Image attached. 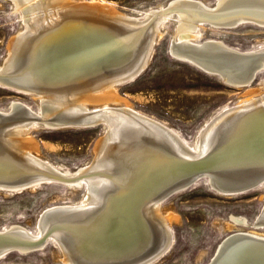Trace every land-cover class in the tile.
Returning a JSON list of instances; mask_svg holds the SVG:
<instances>
[{
	"label": "bare ground",
	"instance_id": "1",
	"mask_svg": "<svg viewBox=\"0 0 264 264\" xmlns=\"http://www.w3.org/2000/svg\"><path fill=\"white\" fill-rule=\"evenodd\" d=\"M10 1L14 12L20 16L21 27L11 38L7 57L0 64V86L34 96L39 108L35 115L18 124L0 125L3 133L0 134V173H11L6 167V160L15 161V164L9 162L15 174L25 173L21 170L28 166L29 171L47 168L43 170L66 181L55 183L64 184L72 190H84L77 203L56 204L42 210L36 219L35 232L14 223L0 230L14 231L9 236L13 242L23 245L18 249L22 255L31 251L25 245L32 241L36 242V252L53 244L63 264H115L107 257L112 255L111 249L133 242L138 232L134 229L142 220L145 232L139 229L143 234L137 238L141 254L130 255L120 264H154L175 243L171 228L179 218L165 210V199L156 197L176 179L169 178L152 190L141 188L138 192L130 169L146 173L149 182L153 177L151 173H156L166 163L171 168L169 166H179L185 160L211 158L217 151L222 152L223 147H232L233 153L222 156L218 161L245 155L248 159L243 161L252 165L255 173L263 168V165L257 164L264 163V159H257L264 154V78H259L261 81L257 89L252 88L253 84L241 87L239 80L242 78L243 83L248 84L254 73L264 71V44L258 49L240 51L221 40H203L201 36L204 27L234 30L243 25H253L264 29V7L237 5L236 2L244 0H216L213 4L203 0H171L133 16L103 2ZM258 2L264 6L262 1ZM198 7L204 8L206 13L202 14ZM244 8L250 12L242 11ZM68 18L78 25L72 39L86 51L92 49L89 42L92 41L91 36H97L100 40L97 54L91 53L86 56L88 58L69 62L65 66L61 64L60 67L52 52L49 63L43 66L41 59L37 62L39 53L59 40L56 32ZM170 20L176 23V33L168 48L174 58L218 78L226 86L245 89L242 98L233 106L213 112L203 122L192 142L186 141L166 123L136 110L117 91V88L127 84L128 76L134 74L130 68L138 63L150 64L154 48L166 34L165 24ZM95 25L106 26L107 29L96 31ZM101 46L105 53L102 56L109 55L101 64L102 68L96 66L92 58L93 55L97 58L101 56ZM68 53L64 52L63 57L70 55ZM234 55L241 56L247 63H238ZM235 65L239 66L233 68ZM226 74L239 80L229 81ZM32 91L39 93L32 94ZM16 105L35 111L28 104L13 100L2 112H12ZM99 123H102L105 132L96 143L94 157L76 170L46 161L39 154L38 143L30 136L34 129L39 128L52 131L90 129ZM174 156L177 161L173 160ZM211 175H208V181L213 185ZM41 180H33L27 184L33 186L25 190L0 187V193L16 194L46 185ZM48 183L54 182L48 180ZM215 192L222 197H235L224 191ZM132 208H137L133 216L130 215ZM57 209L63 211H55ZM263 210L264 206L261 212ZM46 212H52V215L42 221ZM260 214L251 224L246 217L231 215L225 222L230 233L217 244L206 264H264V243L247 246L246 242L238 243L244 238L252 239L249 244L264 242V216ZM246 227L259 230L244 229ZM103 232H109L110 236L103 242L95 241L96 235ZM243 257L247 259L244 263L241 262Z\"/></svg>",
	"mask_w": 264,
	"mask_h": 264
},
{
	"label": "rangeland",
	"instance_id": "2",
	"mask_svg": "<svg viewBox=\"0 0 264 264\" xmlns=\"http://www.w3.org/2000/svg\"><path fill=\"white\" fill-rule=\"evenodd\" d=\"M93 1L109 4L124 14L135 16L171 0H79ZM203 1L208 4L216 2ZM12 4L9 0H0V64L7 57L11 38L21 27L20 16L14 12ZM175 25L174 20L165 24L166 34L156 44L147 70L135 81L117 88V91L136 110L166 123L186 141L192 142L203 122L213 112L233 106L242 98L245 89L227 87L218 78L174 58L168 48L176 33ZM217 30L204 27L201 39L221 40L240 51L258 49L264 44V29L253 25ZM259 78L263 79L264 74L256 79L252 88L260 86ZM33 97L0 86V111H5L13 100H18L37 112L38 100ZM104 132L103 125L55 131L39 128L34 129L30 136L38 143L39 154L46 161L76 170L92 160L96 143ZM32 189L16 194L0 193V230L14 223L35 232L36 219L42 210L56 204L78 202L84 191L72 190L59 183L42 184ZM263 195L264 185L244 195L222 197L204 181L174 195L165 201L164 208L179 218L171 228L175 243L154 264L208 263L217 244L230 233L226 230V220L235 215L246 217L250 224L253 223L264 206ZM0 264L63 263L59 251L50 244L32 254H10L0 260Z\"/></svg>",
	"mask_w": 264,
	"mask_h": 264
},
{
	"label": "water",
	"instance_id": "3",
	"mask_svg": "<svg viewBox=\"0 0 264 264\" xmlns=\"http://www.w3.org/2000/svg\"><path fill=\"white\" fill-rule=\"evenodd\" d=\"M258 1L259 0H244L242 2H236V3H238L237 5L239 4L245 5L244 7H246V5H250L251 8H257V6L264 7L262 6L263 4H259L261 2H258ZM260 1L264 3V0H260ZM198 8L202 14L206 13V10H204V8L202 7H198ZM242 11L246 13L250 12L247 8L242 9ZM65 20H64L65 23H63L62 26L58 29V32H56V34H58L59 40L57 39L58 41L55 42V44L51 46V48L45 50V52H42V53L40 52L39 53V55L41 54L40 56L38 55L37 62H40V59H41L43 66L44 65L47 66V63H49V59L52 55V52H53V58L55 62L57 61L56 63L60 67H62L61 64L65 66L72 62H77V60H83V58H88L86 56L90 55L91 53L97 54L98 52L97 48L100 43V40L97 38V36L95 35L91 36L92 41H89V42L91 43L90 46L92 49L90 51H86L85 47L76 44L74 40L72 39L73 33H76L77 31L76 29L78 28L77 23L72 21V18H68ZM95 27H96V31L107 29L106 26L95 25ZM65 34H67V36ZM100 49H101V54H100L101 56L97 58L93 55L92 58H94V62H96V66L100 65L101 67V64H103V62L108 59L109 55L107 54V55L102 56L105 53L102 50V46L100 47ZM64 52L65 53L69 52L68 54L70 55H68L67 57H63L64 55L62 54ZM233 57L240 64L245 65V63H247V60H245L244 58H241V56L234 55ZM148 66H146V63L144 65L142 63H138L137 65H134L132 68H130V69H133L134 74L131 75L130 77L128 76V81H126L127 84L132 81H135L138 77H140L147 70ZM238 66L239 65H235L233 68L238 67ZM130 69H127V70H130ZM123 71H126V70H123ZM249 74H250V77H252L253 75L252 71H250ZM262 74H264V71H262V73H260L259 71L254 73L253 77L251 78L248 84L243 83L244 81L242 80V78L241 80H239L237 79V77H233V75L226 74V76H228L229 81L239 80L242 82L241 83L242 85L240 84L241 87H248L254 84L256 79ZM38 93H39L38 91L36 92L32 91V94L37 95ZM30 115H35V112H31L28 108L23 107V105H16V108L12 112L11 111L10 112L0 111V125L3 123L8 124V125L18 124L24 121L23 119L29 117ZM230 117H232V115L229 116V119ZM36 119L42 121L39 118H36ZM98 125L100 126L102 125V123H99ZM262 127H263L262 132H264V125ZM0 134H3V133L0 131ZM259 135L261 134L259 133ZM231 149L232 147L231 148L223 147L221 149L223 151L222 152L217 151V153L213 155L214 157H211V158L206 157L203 159H196L194 161L185 160L184 163H180L179 166H175V167L169 166L171 168H168L167 163H166V165H163L156 173H151L153 177L149 179V182L146 179L147 178L146 173H141V172L138 173V172H134L135 171L134 169H130L133 172L131 173L132 174L131 177L133 178L132 181L136 185H138L137 190L139 192L141 188H145L146 190H152L156 188L157 186H159L161 183L163 182L165 183V181H167L169 178L176 179L175 181L168 183L169 185H167L166 188L160 191L156 197V199L162 198V199H165L166 201L170 199L171 197H173L174 195L192 188L193 186H195L201 181H204L211 189H214L215 191L216 190L224 191L225 193L233 194L235 196L244 195L248 192L259 189L261 185L264 184V163L257 164V165H263V168L259 172L257 171L258 173H255L253 166L246 165V162L243 161V160L248 159L246 158L247 156L245 155H240L237 159L230 158V160L218 161V159L223 158L224 156H227L229 154H232L233 150ZM171 159H173V157ZM262 159H264V154L260 157V159H257V160H262ZM173 160L177 161V158L174 156ZM9 162L12 164L16 163L15 161L6 160V167L10 168L11 173H6V172L0 173V184H1L0 187H3V189L10 190L9 186H12L13 188H17L14 191L25 190L26 188L33 186V185L27 186V184H30V182H33V180L37 178L42 179L41 182L46 183V184L48 180L54 183L55 182H60V183L66 182L64 181L65 180L64 178L54 176L48 173L47 171H45V170H48L47 168H43L45 170H43L42 168L41 169L34 168L33 171H29L30 167L28 166L27 169L21 170L25 173L15 174L14 173L15 171L12 170L13 165L11 166ZM16 165H19V164H16ZM26 165H28V163H26ZM140 174L143 176H141ZM209 174H212L211 179L213 180V185H211V182L208 181ZM143 179H146V180H143ZM141 180H143L142 183L140 182ZM24 186L26 187L23 188ZM18 188H22V189H18ZM132 197L133 196H131V198ZM55 211H63V209H57ZM136 211H137V208H132L130 211V215L134 214ZM51 213L52 212L44 213L42 216V221H44L45 218L52 215ZM55 213H58V212H55ZM260 216L261 217L264 216V210L261 212ZM136 221L138 222L139 220L136 219ZM141 221L142 220L139 221L140 225L134 229V230L138 229V232L135 233L133 242L125 246H114L111 249L112 255L107 256L108 258H110L109 261L115 262V264H120V262L124 261L125 258L130 255H132L133 257L134 254H141V252H139L142 250V249L139 250L140 242L137 241V238H141L143 232H145V226ZM139 229H142L143 232L140 231ZM10 231L11 230H9L8 232H0V253H2L0 255V260L13 253L21 254L18 251V249L20 246H23V245H20V243L13 242L11 240L9 235H11V233H13L14 231H11V232ZM109 236H110L109 232H107L106 234H104L103 232L101 234L96 235L95 241L103 242L102 240L105 238H108ZM251 241L252 239L244 238V239H240L238 243L246 242L245 245L246 244L247 245H253V244L262 245L264 243V242H254V243L249 244ZM136 242H138V244H136ZM147 242H150V240H148ZM27 244L28 245H25V248H30L31 251L33 252L38 251L37 249H34V247L36 246V242L33 243L32 241H30V242H27ZM102 245L106 246L107 244H102ZM31 251H28V254H32L33 252ZM246 260L247 259L245 257L241 258L242 263H244ZM256 264H261V263L259 262Z\"/></svg>",
	"mask_w": 264,
	"mask_h": 264
}]
</instances>
